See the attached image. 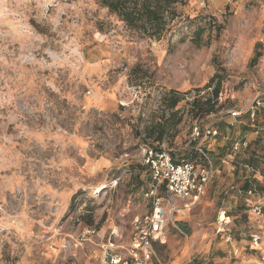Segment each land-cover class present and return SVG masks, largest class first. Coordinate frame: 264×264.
Listing matches in <instances>:
<instances>
[{
  "label": "rangeland",
  "instance_id": "374dc122",
  "mask_svg": "<svg viewBox=\"0 0 264 264\" xmlns=\"http://www.w3.org/2000/svg\"><path fill=\"white\" fill-rule=\"evenodd\" d=\"M172 8L161 35L150 37L100 0H0V264H100L107 241L122 251L133 218L152 209L144 145L188 157L201 118L219 131L206 142L217 171L190 210L158 195L187 234L168 222L165 244H156L161 262L264 264V145L220 163L234 141L249 142L247 114L227 113L264 90V0ZM216 76L217 108L197 119L190 103L209 95ZM169 93L180 96L177 125L163 100ZM159 123L167 125L160 142L150 134ZM248 177L263 206L258 220L243 205ZM220 209L233 219L235 256L214 234ZM254 229L260 248L249 250Z\"/></svg>",
  "mask_w": 264,
  "mask_h": 264
},
{
  "label": "built area",
  "instance_id": "2783aa9c",
  "mask_svg": "<svg viewBox=\"0 0 264 264\" xmlns=\"http://www.w3.org/2000/svg\"><path fill=\"white\" fill-rule=\"evenodd\" d=\"M264 108V90L258 91L244 110H231L228 117L237 119L247 114L251 122H255L261 110ZM221 117L220 119H222ZM254 135L263 136L264 128L255 127ZM219 135L217 127L211 124H203V118L195 121L191 127L190 140L193 152L186 158L174 159L170 152L164 149L151 148L144 145V162L147 164L153 181L149 194L152 195L153 203L151 212L145 215H136L132 220V236L127 247L122 251H114L113 242L107 241L101 244L102 256L100 264H162L156 244L164 245L166 242L167 224L170 221L172 227L182 236L187 234L170 217L168 220L166 210L161 203L160 190L182 202L178 207L190 210L200 197L204 195L209 182L215 175L217 167L213 157L212 147L207 140ZM225 140L228 136L224 137ZM249 145L248 140L239 139L232 143L230 152L220 161L227 163L241 149ZM248 172L260 174L253 165H245ZM161 193V194H162ZM245 207L247 215L251 214L255 219L263 216V206L256 185L251 181L244 190ZM174 208H171V211ZM179 211V210H178ZM257 224H259L257 222ZM89 232V231H88ZM93 231H91L92 233ZM214 234L220 238L229 253H238L235 246L233 219L224 210L217 212L214 223ZM249 250H258L262 234L256 229L247 233Z\"/></svg>",
  "mask_w": 264,
  "mask_h": 264
},
{
  "label": "trees",
  "instance_id": "16d2710c",
  "mask_svg": "<svg viewBox=\"0 0 264 264\" xmlns=\"http://www.w3.org/2000/svg\"><path fill=\"white\" fill-rule=\"evenodd\" d=\"M186 0H100L101 5L106 7L109 12L115 13L129 27L140 30L150 37L160 36L165 28V14L174 15L173 5L177 3L183 4ZM201 32V28L197 29V35ZM221 79L216 76L215 83L207 86L210 89L208 96L194 98L190 103V111L195 118L203 117L213 113L216 110V101L220 93ZM213 82V80H212ZM163 100L166 107L171 111L170 120H175L174 125L180 121L177 111H174L180 101V96L175 93L165 94ZM167 125L165 123L158 124V130H151L150 134H155L156 141H162ZM186 157V156H185ZM184 157V158H185ZM162 190H160V194ZM163 246V245H161Z\"/></svg>",
  "mask_w": 264,
  "mask_h": 264
},
{
  "label": "crops",
  "instance_id": "0c3cea01",
  "mask_svg": "<svg viewBox=\"0 0 264 264\" xmlns=\"http://www.w3.org/2000/svg\"><path fill=\"white\" fill-rule=\"evenodd\" d=\"M231 119H233V118H231ZM234 120V119H233ZM247 123L248 124H246V126H243L244 128H242V132H243V135L242 136H246L248 139H249V147L250 146H254V147H256L257 149L258 148H260V146H261V144H263L264 145V141H263V136L261 135L260 137H256L255 135H254V128L255 127H261V128H264V108L261 110V112L259 113V115H258V117L256 118V120H255V122H251L250 121V119H249V116L247 115ZM247 128V129H246ZM244 130V131H243ZM229 134L228 133H226L225 134V136H228ZM225 136H223L222 138L224 139V141H226L225 140ZM257 138V139H256ZM227 140H230L229 139V137H228V139ZM211 147H213V143H208ZM213 150H214V148H212ZM224 158V157H223ZM220 163H221V161H220ZM221 164H224V163H221ZM225 164H227V163H225ZM254 176L253 177H255V176H262V175H260V174H257V173H255V174H253ZM250 181V178L248 177V179L246 180V183L247 182H249ZM248 186V185H247ZM234 187L233 186H231L230 187V189H233ZM227 192V189L225 190V193ZM245 197H246V195H245ZM245 197H244V202H243V205H244V207H245ZM245 210H246V207H245ZM246 212V211H245ZM252 215L251 214H249L248 215V218L249 217H251ZM253 217V216H252ZM248 261L249 262H253V261H257L256 259H254V258H251V259H248Z\"/></svg>",
  "mask_w": 264,
  "mask_h": 264
},
{
  "label": "bare ground",
  "instance_id": "6f19581e",
  "mask_svg": "<svg viewBox=\"0 0 264 264\" xmlns=\"http://www.w3.org/2000/svg\"><path fill=\"white\" fill-rule=\"evenodd\" d=\"M178 210V209H177ZM179 213V212H178Z\"/></svg>",
  "mask_w": 264,
  "mask_h": 264
}]
</instances>
